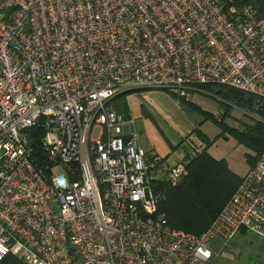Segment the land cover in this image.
Returning a JSON list of instances; mask_svg holds the SVG:
<instances>
[{
    "label": "built area",
    "instance_id": "1",
    "mask_svg": "<svg viewBox=\"0 0 264 264\" xmlns=\"http://www.w3.org/2000/svg\"><path fill=\"white\" fill-rule=\"evenodd\" d=\"M201 84L242 91L264 123V16L251 3L0 0V261L212 264L213 238L264 242V151L210 225L184 233L156 214L184 162L144 151L109 106L131 89L188 101Z\"/></svg>",
    "mask_w": 264,
    "mask_h": 264
},
{
    "label": "trees",
    "instance_id": "2",
    "mask_svg": "<svg viewBox=\"0 0 264 264\" xmlns=\"http://www.w3.org/2000/svg\"><path fill=\"white\" fill-rule=\"evenodd\" d=\"M243 1L254 5L259 14L264 16V0ZM197 88L209 92L212 96L249 109L250 98L240 90L220 84H201ZM128 92L131 90L119 92L109 101V106L123 116H126L127 111L123 98ZM172 96L184 101L175 95ZM184 102L191 104L189 101ZM217 123L232 132L238 142L253 151V155L247 156L246 160L249 168L252 167L258 156L264 151V123L253 119L241 131L227 127L221 121H217ZM31 131L30 142L36 149L38 138L43 133L42 131L35 132L33 129L29 132L31 133ZM195 132L203 143V135L198 130ZM206 144L189 156L185 165V174L177 186L172 188L160 186L158 188L162 192L163 200L158 205L156 214H162L167 226L171 229L193 235L202 233L217 216L241 180V177L236 176L227 168L222 159H215L206 151ZM245 234L242 230L238 232L239 236ZM0 264L23 263L7 255L0 261Z\"/></svg>",
    "mask_w": 264,
    "mask_h": 264
},
{
    "label": "rangeland",
    "instance_id": "3",
    "mask_svg": "<svg viewBox=\"0 0 264 264\" xmlns=\"http://www.w3.org/2000/svg\"><path fill=\"white\" fill-rule=\"evenodd\" d=\"M174 101V111L178 118L190 119L191 115L198 118V131L204 137L203 146L207 143L206 151L213 158L222 159L233 174L242 177L249 168L247 156H252L253 151L238 142L234 134L222 128L217 121L241 131L254 119L246 107L222 100L198 88L189 93L191 104ZM217 112L222 113L219 119L212 115ZM95 135V132L91 134L93 137ZM199 149L196 147V151ZM208 247L212 252V264H264V242L253 234L236 235L230 242L213 238L209 241Z\"/></svg>",
    "mask_w": 264,
    "mask_h": 264
},
{
    "label": "crops",
    "instance_id": "4",
    "mask_svg": "<svg viewBox=\"0 0 264 264\" xmlns=\"http://www.w3.org/2000/svg\"><path fill=\"white\" fill-rule=\"evenodd\" d=\"M128 91V90H127ZM126 116L124 133L136 132L144 151L153 150L169 163L185 162L203 146L196 135L197 117L178 118L172 94L159 89L131 90L124 96ZM180 102V100H178ZM189 101V100H188ZM175 102V101H174Z\"/></svg>",
    "mask_w": 264,
    "mask_h": 264
},
{
    "label": "water",
    "instance_id": "5",
    "mask_svg": "<svg viewBox=\"0 0 264 264\" xmlns=\"http://www.w3.org/2000/svg\"><path fill=\"white\" fill-rule=\"evenodd\" d=\"M131 90H138V89H131Z\"/></svg>",
    "mask_w": 264,
    "mask_h": 264
}]
</instances>
